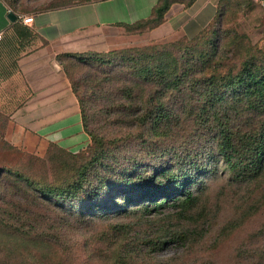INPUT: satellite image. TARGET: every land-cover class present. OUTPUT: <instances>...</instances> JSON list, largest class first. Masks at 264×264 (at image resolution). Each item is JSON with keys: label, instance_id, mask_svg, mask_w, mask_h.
Here are the masks:
<instances>
[{"label": "trees", "instance_id": "trees-1", "mask_svg": "<svg viewBox=\"0 0 264 264\" xmlns=\"http://www.w3.org/2000/svg\"><path fill=\"white\" fill-rule=\"evenodd\" d=\"M195 1L159 0L149 18L121 26L153 31L174 4L190 7ZM4 2L18 13L20 0ZM95 61L83 77L68 75L91 138L86 152L56 145L57 154L40 159L1 141L8 167L31 168L27 177L12 169L0 172L6 189L0 264H71L82 237L95 246L89 264H154L153 255L172 244L189 254L199 240L187 218L193 219V188L206 163L222 158L233 182L251 185L264 178V73L255 64L245 61L237 73L223 74L226 65L207 56L155 48L113 51ZM205 127L215 131L217 151L200 152L199 129ZM168 209L185 222L181 231L169 226L173 218H156ZM138 216L150 223L124 222ZM240 257L264 264V248L251 240ZM175 260L158 264H179Z\"/></svg>", "mask_w": 264, "mask_h": 264}, {"label": "rangeland", "instance_id": "rangeland-1", "mask_svg": "<svg viewBox=\"0 0 264 264\" xmlns=\"http://www.w3.org/2000/svg\"><path fill=\"white\" fill-rule=\"evenodd\" d=\"M99 1L104 0H20L17 15L34 17ZM172 1L190 3L192 0ZM210 15L198 23L199 28H195V31L206 25ZM172 28L168 25L156 35L147 27L93 26L57 42L41 40L35 35V38H29V43L31 40L34 43L28 49L18 43L19 48H16L20 53L33 51L48 55L37 63L49 65L47 69H39L26 76L21 69L18 70L15 61L11 76L6 72L0 76V104L7 101L5 104L10 105L0 106V172L12 169L27 177L31 168L29 163L17 168L8 167L4 161L8 153L1 146V141H6L25 155L40 159L50 153L57 154L56 145L76 154L87 151L91 138L84 131L80 105L68 75L77 79L83 77L91 67L97 65L95 60L99 56L113 51L155 48L162 54L186 53L196 58L207 56V60H212L213 64L222 62L226 65L223 74L229 71L237 73L245 61L255 64L264 73V7L261 0H218L216 19L195 38L173 34ZM86 67H89L88 70ZM7 81L11 83L6 84ZM199 132L204 134L200 141V152L203 148L217 151L213 128L205 127ZM206 164L207 170L193 188L197 198V207L191 214L193 219L187 218L192 224L191 232L199 242L189 254L186 247L172 244L153 255L154 264L170 258L176 259L175 262L179 264L184 261H197V264H251L242 262L240 248L251 240L264 248V178L251 185L237 183L230 180L232 174L222 158ZM36 168L38 173L43 172V166L37 165ZM0 190L1 206L6 190L1 182ZM156 218H173L169 226L174 230L181 231L185 225L178 211L173 209L158 214ZM124 222L139 226L137 224L150 223V220L138 216ZM138 233L134 232L132 236L137 238ZM87 239L79 238L78 252L71 264H89L86 259L92 252L88 251L95 246L90 245L89 238V246L84 251L83 242Z\"/></svg>", "mask_w": 264, "mask_h": 264}, {"label": "crops", "instance_id": "crops-1", "mask_svg": "<svg viewBox=\"0 0 264 264\" xmlns=\"http://www.w3.org/2000/svg\"><path fill=\"white\" fill-rule=\"evenodd\" d=\"M158 2L159 0H104L84 3L35 15L33 24L25 25L19 16L18 21L11 22L8 19L11 10L3 0H0V34H3L0 40V76H3L5 72L11 76L15 61L18 63V70L21 69L26 76L39 69L48 68L49 63H37L47 58L48 55L33 51L20 53L16 48H19L18 43H21L28 49L29 45L34 43L31 39L32 42L29 43V38H35V35L41 40L57 42L93 26L134 24L149 18ZM217 12L218 0H196L190 7L174 4L166 15L165 22L154 29L153 33L158 35L161 29L171 25L173 34L194 37L210 25ZM209 14L212 15L206 25L195 31V28H199L198 23L209 18ZM9 83L11 82L7 81L6 84ZM46 83L50 85L49 82ZM5 103L7 101H3L0 106H10Z\"/></svg>", "mask_w": 264, "mask_h": 264}, {"label": "built area", "instance_id": "built-area-1", "mask_svg": "<svg viewBox=\"0 0 264 264\" xmlns=\"http://www.w3.org/2000/svg\"><path fill=\"white\" fill-rule=\"evenodd\" d=\"M261 3L264 7V0H261ZM19 19L25 24V25H32L33 22H34V18L33 17H30V16H19ZM3 37V34L1 33L0 34V40L2 39Z\"/></svg>", "mask_w": 264, "mask_h": 264}, {"label": "water", "instance_id": "water-1", "mask_svg": "<svg viewBox=\"0 0 264 264\" xmlns=\"http://www.w3.org/2000/svg\"><path fill=\"white\" fill-rule=\"evenodd\" d=\"M8 19L11 21V22H13V23H15L16 21H18V15L16 14V13H14V12H10L9 13V15H8Z\"/></svg>", "mask_w": 264, "mask_h": 264}]
</instances>
